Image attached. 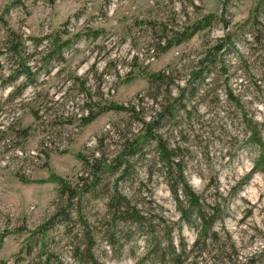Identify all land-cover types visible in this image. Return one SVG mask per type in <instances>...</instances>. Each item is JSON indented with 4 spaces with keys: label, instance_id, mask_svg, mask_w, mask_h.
<instances>
[{
    "label": "rangeland",
    "instance_id": "374dc122",
    "mask_svg": "<svg viewBox=\"0 0 264 264\" xmlns=\"http://www.w3.org/2000/svg\"><path fill=\"white\" fill-rule=\"evenodd\" d=\"M252 7L251 0H0V17L4 16L26 41L33 67V60L39 61L51 48L46 38L74 37V43L64 51L65 61H52L49 71L42 70L37 82L25 88L24 77L10 87L3 84L14 66L13 60L0 55V261L31 264L40 245H46V250L56 256L53 264H79L73 249L85 244L82 225L86 222L96 238L99 264H162L147 258L144 238L129 224L112 227L111 232H123L124 236L120 242L108 244L104 196L83 198L84 223L77 210L68 225L53 218L59 186L51 180L63 178L76 183L82 175L78 156L95 151L101 139L105 144H117L113 129L133 121L110 112L81 127L85 99L81 84H86L95 99L103 95L124 105L137 103L139 95H146V74L168 69L180 89L195 85L192 75L199 71L200 59L209 47L223 41L230 29L218 24L158 56L153 50L151 23L158 24L156 30L161 23L171 30L215 15L235 25L249 17ZM89 29L102 31L100 37L86 39ZM65 31L69 35H64ZM4 37L3 28L0 49ZM39 39L45 40L38 46L35 40ZM247 40L237 39L236 49L224 57L225 70L217 68L207 82H217L223 101L225 93L232 90L249 114L264 123V52L251 43V38ZM173 92L180 95L176 87ZM146 104L151 107L148 101ZM201 108L203 114H209L206 104ZM221 109L222 105L215 107L214 114L223 118ZM36 113L41 117L38 121L33 116ZM209 115L204 131L194 140L192 136L185 175L192 188L210 203L219 196L209 188L216 177L213 184L219 187L225 214L215 226L220 241L210 245V254L199 256L189 251L183 264H264V174L253 173V156L245 147L239 148L236 157L228 158L227 148L220 142V123ZM23 129H30L29 138L19 136ZM45 154L50 156L48 166ZM136 174L134 181L120 184V190L139 193L146 203H155L158 208L153 215L177 223L181 232H174L176 244L182 237L191 249L196 232L180 222L164 181L156 174L148 181L141 166L136 167ZM17 175L31 181L24 183ZM72 208L80 210V205ZM40 228L43 239L37 234ZM27 247L33 248L32 257H27Z\"/></svg>",
    "mask_w": 264,
    "mask_h": 264
},
{
    "label": "trees",
    "instance_id": "16d2710c",
    "mask_svg": "<svg viewBox=\"0 0 264 264\" xmlns=\"http://www.w3.org/2000/svg\"><path fill=\"white\" fill-rule=\"evenodd\" d=\"M251 1L253 7L249 17L235 25H232V21H228L224 17L218 18L215 15L205 16L189 26L182 28L178 26L177 29L172 28L171 30H168L167 26L162 23L156 30L158 24L151 23L152 42L155 47L153 50L157 52L158 56L166 54L175 46L191 41L200 32L218 24L230 29L223 41H217L213 47H209L205 51L199 61V71L192 75L193 81H196L195 85L180 89L175 83L173 73L168 69L154 74H146L149 86L146 95H139L136 98L137 103L131 102L124 105L104 99L103 95L95 99L89 90H86V84H81L85 95L83 113L80 117L81 127L90 125L100 116L110 112L124 114L132 118L133 121L124 127L118 125L113 129L112 132L118 140L117 144L115 142L112 145L105 144V141L101 139L99 147L95 151L89 155L80 154L78 156L82 163V175L77 178L76 183L63 178L51 180V182H57L59 186L53 218H59L68 225L72 222L71 216L72 213H76L75 210L80 213L81 219L83 212L81 205L84 197L104 196L108 212L104 229L109 245L120 242L124 236L123 232L121 235L119 231L111 232V228L115 229L114 226L125 223L144 238L147 258L152 257L156 262L183 264L188 259L189 251L199 256L210 254L211 251L209 252L208 249L210 245L220 241L215 226L218 222L223 221L225 214V208L222 207L225 204L220 202L219 187L217 184L215 186L213 184L217 178L214 177L209 188L215 190L219 196L210 203L192 188L185 175L188 146L192 136L194 140L196 134H201L204 131L206 123L210 121L209 114L213 115L220 123V142L227 148L228 158L236 157L239 148L245 147L253 156V173L264 174V123L249 114L242 100L232 90L225 93L226 99L223 101L219 95L220 89L217 82L215 80H212L211 83L207 82L217 68L225 70L224 57L226 52L229 53L236 49L237 39L242 38L244 41H248L247 39L251 38V43L259 46L264 52V0ZM3 28L5 29V41L2 43L0 55L4 54L13 60L12 65L14 66H12L13 70L8 77H5L3 84L6 87L12 86L21 77H24L26 81L23 88L34 85L41 71L49 69L48 66L52 61L57 63L65 61L64 51L74 43L72 40L74 37L67 40H63L62 36L54 39L46 38L49 40L51 48L45 52L43 57H40L39 61L33 60L35 62L33 67L30 65L32 60H30L31 57L25 47L26 41L9 26L8 22L4 20V16H1L0 30ZM100 32L102 31L89 29L85 38L97 39L100 37ZM64 33L66 36L69 35L68 31ZM44 40L35 41L39 46ZM76 79L80 80L77 77ZM175 87L179 90V96L174 95ZM19 90L22 89L19 88ZM146 101L151 104V107H147ZM203 104L207 105L209 114L202 113L201 106ZM219 105H222L221 111L225 115L223 118L227 122L219 114H214L215 107ZM33 116L37 121L41 119L38 113ZM134 124L137 128L133 127ZM190 131L193 132L191 135ZM20 135L23 138H29L30 129L20 130ZM45 155L46 166H48L50 156ZM138 166L146 169L148 181H152L156 174L168 187L175 202L180 222L185 223L196 232V240L191 249L188 248V244L182 237L179 238L178 245L176 244L174 232L175 230L179 231V234L181 232L180 226L176 228L177 223L166 220L164 217L159 219L153 215L158 208L155 203H146L145 199L140 198L141 194L139 193H126L120 190V184L123 182L134 181ZM17 176L24 183L31 181L22 175ZM111 185L112 191L109 192ZM107 192L108 195H106ZM76 202L78 203L76 204ZM78 204L80 210L73 208L70 210V207H75V205L77 207ZM81 220L82 223L85 222L84 219ZM85 224L86 222L82 225L85 244L82 247L74 248L73 256L79 264H99L95 256L96 238ZM37 234L40 238H44L42 228L38 229ZM1 249L2 239L0 251ZM38 250L39 253L35 254L36 260L32 259L31 264H53V259H56V256L46 250V245H40ZM219 251L221 253L223 249ZM26 254L27 257H32L33 248L27 247ZM0 264H4V262L0 261Z\"/></svg>",
    "mask_w": 264,
    "mask_h": 264
}]
</instances>
